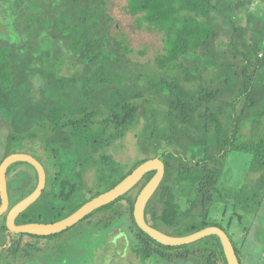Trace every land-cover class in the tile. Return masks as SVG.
I'll return each mask as SVG.
<instances>
[{
	"label": "trees",
	"instance_id": "trees-1",
	"mask_svg": "<svg viewBox=\"0 0 264 264\" xmlns=\"http://www.w3.org/2000/svg\"><path fill=\"white\" fill-rule=\"evenodd\" d=\"M0 4L9 43L32 42L27 46L33 49L32 44L35 47L51 33L86 68L80 78L68 80L70 92L61 95L63 89L53 87L60 74L50 64V102L41 108L35 105L32 112L17 86L18 73L24 69L15 68L12 48L0 43V92L12 101L6 110L12 124L0 162L19 153L13 142L30 144L34 153L28 154L41 163L46 175L41 196L15 224L62 220L115 187L143 162L159 158L164 176L147 202L145 222L172 237L218 227L227 234L239 264H244L239 256L244 240L240 246L235 243L225 224L230 227L233 219L230 208L257 214L264 198V0H126L127 14L137 27L161 34L163 45L154 62L167 77L148 79L142 90L125 85L127 76L103 50L105 41L97 33L103 0H0ZM113 43L123 53L131 52L122 41ZM26 49H19V55L26 57ZM211 71L215 74L205 77ZM127 135L133 136L140 157L122 163L110 151L121 147ZM231 152L251 156L248 172L255 178L222 204L217 184ZM19 165L31 168L33 177L23 180V189L14 185L15 190L6 179L10 207L37 184L36 172L25 163L10 165L6 178ZM153 174L147 173L133 189L79 223L96 213L97 224L125 219L131 251L141 260L227 264L217 236L166 247L136 226L133 205ZM4 221L0 217V258L11 262L30 259L39 242L52 237L12 234Z\"/></svg>",
	"mask_w": 264,
	"mask_h": 264
},
{
	"label": "rangeland",
	"instance_id": "rangeland-1",
	"mask_svg": "<svg viewBox=\"0 0 264 264\" xmlns=\"http://www.w3.org/2000/svg\"><path fill=\"white\" fill-rule=\"evenodd\" d=\"M102 7L97 33L105 41L104 52L111 57L120 73L127 76L125 85L142 90L148 79L167 77L165 73L156 69L154 62L155 58L163 53L161 34L147 31L142 27L138 28L134 18L127 14L126 0H103ZM3 8L4 6L0 4V43L12 48L17 58L15 68L18 71L24 69V72L18 73L17 86L23 90L27 109L32 111L35 105L41 108L45 103L50 102L47 73L48 66L52 63L56 65L55 73L60 74V79H55L53 87L57 89L58 86L59 89H63L59 91L61 95L63 92L69 93L68 80L73 76L80 78L86 70L79 58L68 51L60 38H53L51 33L42 37L35 47L32 44L33 49L27 46L32 42L9 43L11 42L9 33L1 24L5 19ZM250 8L254 7L250 5ZM114 41H122L131 52L125 54L116 49ZM24 47H27L23 52L26 57L18 53V50ZM31 52L35 56H32ZM49 54L51 57H48ZM189 67H191L190 63ZM213 72L206 74L205 77L215 74ZM11 106L12 101L0 92V158L12 124L6 114V110ZM13 148L19 153H34V148L30 144L19 146L17 142H13ZM35 150L37 154L41 153L38 147H35ZM110 152L115 160L122 163L140 157L136 152L132 135H127L121 147L116 145ZM250 161L251 156L247 153L231 152L228 155L224 172L217 184L223 192L222 204H226L228 195L255 178L248 172ZM30 177H33L32 169L19 165L11 170L6 179L11 182V187L15 190L16 185L18 189H23V180L29 182ZM230 210H234L233 219L230 227L225 224V228L228 233L234 234L232 239L235 243L239 244L244 240L241 246L239 244L242 263L264 264V198L257 214H247L239 208H230ZM238 215L241 219L237 217ZM214 216L219 219L218 215ZM98 217L96 213L58 236L41 240L38 251L30 259L18 263L16 260L11 262L0 258V264H166L155 258L141 260L132 253L125 219L118 218L106 225L97 224L95 220ZM93 218L94 223H91ZM2 241L0 234V244Z\"/></svg>",
	"mask_w": 264,
	"mask_h": 264
},
{
	"label": "water",
	"instance_id": "water-1",
	"mask_svg": "<svg viewBox=\"0 0 264 264\" xmlns=\"http://www.w3.org/2000/svg\"><path fill=\"white\" fill-rule=\"evenodd\" d=\"M15 163H25L30 165L36 172L37 184L35 189L29 195L10 207L6 172L8 167ZM149 172H154V174L140 190L133 205L132 215L136 226L152 240L166 247L188 245L211 235L217 236L220 241L226 263L239 264L227 234L218 227H207L187 236L172 237L152 228L145 222L144 215L147 202L158 188L164 176V165L159 158L143 162L115 187L86 202L75 212L62 220L49 224L29 223L16 225V218L41 196L45 188L46 175L41 163L31 155L26 153L11 154L0 162V217L4 216L5 228L7 232L12 234H29L39 237L57 235L72 226H75L95 210L114 202L126 194L142 180L144 175Z\"/></svg>",
	"mask_w": 264,
	"mask_h": 264
}]
</instances>
